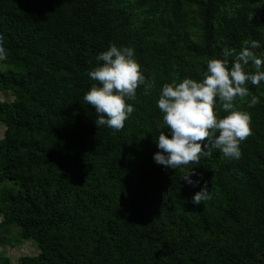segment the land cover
<instances>
[{
  "label": "trees",
  "instance_id": "trees-1",
  "mask_svg": "<svg viewBox=\"0 0 264 264\" xmlns=\"http://www.w3.org/2000/svg\"><path fill=\"white\" fill-rule=\"evenodd\" d=\"M0 36V92L13 97L0 100V246L38 249L7 264H264V81L248 85L256 106L235 101L252 117L239 160L214 148L178 169L153 159L163 85L201 80L246 40L264 53V0H0ZM111 44L155 81L126 100L119 131L83 99ZM192 167L195 186L181 178ZM205 182L211 199L193 204Z\"/></svg>",
  "mask_w": 264,
  "mask_h": 264
},
{
  "label": "clouds",
  "instance_id": "clouds-1",
  "mask_svg": "<svg viewBox=\"0 0 264 264\" xmlns=\"http://www.w3.org/2000/svg\"><path fill=\"white\" fill-rule=\"evenodd\" d=\"M0 36V61L7 58V50ZM257 40H246L239 51L225 47L223 58L213 57L207 62L206 71L199 81L184 78L179 83L172 81L163 85L157 106L163 114V124L167 134L160 132L156 141L159 151L154 153V161L166 168L178 169L189 165H199L202 156L212 155V149L231 160L242 157L240 145L252 134V117L248 111L235 105L239 98L251 96L247 107L260 103L252 95L248 85L259 87L264 81V53L257 54L260 48ZM231 62H230V59ZM89 77L95 81L84 94L83 99L91 105L97 118L96 126H107L115 131L124 128L125 121L134 108L126 100L136 99V90L143 85L144 94H149L155 81L146 80L141 66L135 59L131 47H117L111 44L101 52ZM226 113L220 117L217 110ZM193 167L181 178L195 186L199 181ZM211 199L207 182L192 198V203L199 205Z\"/></svg>",
  "mask_w": 264,
  "mask_h": 264
},
{
  "label": "rangeland",
  "instance_id": "rangeland-1",
  "mask_svg": "<svg viewBox=\"0 0 264 264\" xmlns=\"http://www.w3.org/2000/svg\"><path fill=\"white\" fill-rule=\"evenodd\" d=\"M0 68H2V65H0ZM12 99L13 97L9 96L8 94L0 92V100H7L10 102ZM3 133L4 127L0 124V139L3 137ZM4 184L5 183L0 185V187H3ZM9 233L12 235V232ZM13 234H15V231H13ZM37 251L38 249L32 241H22L13 248L10 246H0V256L3 255L6 257L3 259L0 257V264H7L8 259L11 262H15L20 256L35 255Z\"/></svg>",
  "mask_w": 264,
  "mask_h": 264
}]
</instances>
